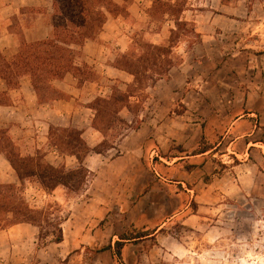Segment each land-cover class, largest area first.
I'll list each match as a JSON object with an SVG mask.
<instances>
[{
    "label": "rangeland",
    "instance_id": "374dc122",
    "mask_svg": "<svg viewBox=\"0 0 264 264\" xmlns=\"http://www.w3.org/2000/svg\"><path fill=\"white\" fill-rule=\"evenodd\" d=\"M187 2L202 16L196 24L180 23L174 35V42L179 37L187 41L189 56L182 75L174 70L179 81H163L156 88L148 81L149 68L162 73L159 78L169 77V58L162 56L169 48L149 51V57H159V62L132 67L140 80L129 89V94L140 98L133 111L144 107L151 94L159 95L148 103L156 110L158 129L144 137L156 145L140 150V163L125 156L120 163L102 169V177L116 185L119 194L114 190L107 193L111 209L103 220L96 217V242L83 244L85 248L78 245L64 261L55 260V245L46 248L51 237L39 239V228H33L26 250L22 245L26 241H18L25 255L9 257V247L4 245L0 264H264V144L260 142L264 131L251 128L256 122L264 127V0L162 1L154 15L160 18L168 12L179 16ZM199 24L204 37L195 32ZM182 55L174 53L177 64ZM127 96L116 90L114 98L123 100L97 119L106 135L99 145L103 154L139 127L137 117L128 129L116 115L127 104ZM2 136L9 141L4 131ZM206 145L213 149L193 154ZM114 155H119L116 150L106 155L107 161ZM116 172L122 176L111 179ZM93 178V172L84 176V183L75 191H67L68 197L79 195L85 200ZM25 183L26 200L48 212L50 221L68 216V206L42 197L36 189L26 190ZM147 230L156 232L127 243L122 263L110 252L99 254L112 245L110 237L116 242L126 232ZM46 232L43 229V236ZM66 247L67 242L58 249L67 255Z\"/></svg>",
    "mask_w": 264,
    "mask_h": 264
},
{
    "label": "crops",
    "instance_id": "0c3cea01",
    "mask_svg": "<svg viewBox=\"0 0 264 264\" xmlns=\"http://www.w3.org/2000/svg\"><path fill=\"white\" fill-rule=\"evenodd\" d=\"M162 1L176 4V0H113L115 9L107 12L106 21L97 37L87 40L82 47H75L80 51L75 61L79 69L77 74L69 72L62 78L51 80V88L57 97L44 93L42 101L29 76L20 77L19 84L15 87L10 86L7 80L0 76V131L7 134L22 156L34 157L39 153L56 167L65 166L72 169L78 166L79 162L75 156L61 154L49 143L51 128L79 131L92 149L106 141L105 133L94 126L96 120L94 103L97 99H112L116 90L128 94L127 104L119 109L117 116L125 121L128 129H131L130 126L136 117L140 121L134 133L126 135L119 143H114L106 154L91 151L86 156L84 164L94 173V178L86 187L85 200L81 201L79 195L75 199L68 197L67 190L61 186L52 193H47L35 181L30 179L25 181L26 190L36 189L42 197L53 199L70 209L62 223L64 241L59 244L50 243L46 247L51 248L55 245L53 253L55 260L59 258L64 261L78 245L82 247L83 244L96 242L95 235L99 232L94 226L96 217L103 220L106 211L111 209L106 199L107 193L112 194L114 190V193L119 194V188L107 183L102 177V169L120 163L125 156L140 163L143 156L141 151L150 150L156 145L151 143L153 139L148 141L144 137L150 131L158 129L154 123L156 110L149 104L159 95L151 94L144 107L137 113L133 111V104L138 103L140 98L129 94L130 87L136 82V76L130 69L133 64L143 65L146 61L154 63L155 60L159 62L161 60L159 57L158 59L149 57V51L169 48V51L162 55L163 58L166 56L169 58L167 72L169 77L159 78L161 75L156 74L152 68H149L146 74L150 87L153 88L163 81L177 83L180 78L174 75V70L182 75L189 56L187 41L179 37V40L174 42V35L179 30L180 23L196 24L202 16L199 11L192 10L194 5L187 2L179 16L165 12L162 17L156 18L154 11L158 5L164 4ZM53 16V0H0V55L10 62L24 45L49 40L53 32ZM200 25H196L195 32L204 37ZM175 52L184 53L179 64L173 57ZM257 125L256 122L251 126L253 132L262 129L263 125L260 124L259 127ZM113 150L119 155H114L107 161L106 155ZM243 164L246 165V160ZM121 176L116 172L112 173L110 178L118 180ZM0 184H21L15 169L2 150ZM33 228L37 227L29 223H20L8 228L0 227V249L7 245L9 257L21 259L18 254L25 255V252L19 249L18 241H26L22 244L26 250L27 244L31 242L30 233ZM110 238L113 246L115 240ZM65 242L67 255L62 249H58ZM107 252L112 254L111 250L99 254Z\"/></svg>",
    "mask_w": 264,
    "mask_h": 264
},
{
    "label": "trees",
    "instance_id": "16d2710c",
    "mask_svg": "<svg viewBox=\"0 0 264 264\" xmlns=\"http://www.w3.org/2000/svg\"><path fill=\"white\" fill-rule=\"evenodd\" d=\"M53 4V32L49 40L24 45L15 59L10 62L0 55V76L14 87L19 84L20 77L29 76L42 101L44 93L54 94L57 97L51 88V80L62 78L69 72L77 74L79 69L75 61L76 55H79L80 51L75 47H82L87 40L95 39L104 26L107 12L115 9L113 0H53ZM133 66L138 65L133 64ZM152 69L155 71L154 68ZM130 70L136 76L135 83H140L138 72ZM155 73L162 75L158 71ZM123 98L119 100H123ZM119 100L114 96L112 99L99 98L96 100L94 103L95 128L103 131V127L99 126L101 124H97V119H101L107 109L113 108ZM120 121L124 122L122 119ZM257 126L259 127V125ZM261 128L264 131V127ZM2 138L4 137H0V139ZM2 140L5 146H3L4 144L0 146V150L6 153L21 184H0V227L29 223L39 228V239L51 237L48 242L62 243L64 241L62 228L64 219L58 217L57 220L50 221L48 212L32 207L24 195V182L27 179H36L47 193H52L60 186L67 191H75L79 185L84 183V176L88 177L92 174L84 164L86 156L91 151L103 154L104 150L100 146L90 148L81 133L75 129L51 128L49 143L56 147L61 154L75 156L79 162L78 166L67 169L65 166L52 165L39 153L34 157L22 156L9 137V141L5 138ZM260 142L264 144V139ZM212 149V145H206V147L194 151L193 154H203ZM235 160L237 161V159ZM2 214H7V217H2ZM1 221H4V224H1ZM43 229L47 231L45 236H43ZM155 232L156 230L126 232L119 236V240L113 246L109 245L99 251L111 250L113 257L122 263V251L127 243L133 240H142L154 235ZM152 238L156 240L154 236Z\"/></svg>",
    "mask_w": 264,
    "mask_h": 264
}]
</instances>
